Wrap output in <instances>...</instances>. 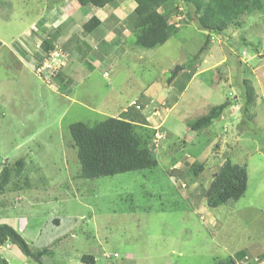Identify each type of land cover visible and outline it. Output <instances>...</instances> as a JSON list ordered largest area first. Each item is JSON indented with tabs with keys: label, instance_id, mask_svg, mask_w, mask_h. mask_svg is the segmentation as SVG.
<instances>
[{
	"label": "rangeland",
	"instance_id": "obj_1",
	"mask_svg": "<svg viewBox=\"0 0 264 264\" xmlns=\"http://www.w3.org/2000/svg\"><path fill=\"white\" fill-rule=\"evenodd\" d=\"M126 5L119 7L117 34L101 28L98 40L97 31L85 30L93 8L77 0H0V39L13 40L18 52L0 48V172L25 161L18 187L0 194V224L32 248H49L45 264H85V255L96 264H213L227 257L264 264V9L218 35L201 30L186 6L171 0L160 12L177 33L141 49L125 20ZM46 20L58 32L43 35ZM33 32L50 45L34 48L44 55L39 62L19 53ZM55 53L57 65L49 60ZM178 65L185 71L169 87ZM248 80L252 105L245 98ZM137 98L141 108L130 107ZM150 100L159 103L153 114L143 109L145 102L156 106ZM227 100L229 109L210 128L187 129ZM128 109L135 121L166 135L155 153L157 168L81 178L70 126L125 117ZM225 157L247 168V191L209 208L204 192ZM194 162L205 170L191 182L187 166ZM0 255L9 264H38L12 244L0 246Z\"/></svg>",
	"mask_w": 264,
	"mask_h": 264
},
{
	"label": "trees",
	"instance_id": "obj_2",
	"mask_svg": "<svg viewBox=\"0 0 264 264\" xmlns=\"http://www.w3.org/2000/svg\"><path fill=\"white\" fill-rule=\"evenodd\" d=\"M132 1L136 3V8L128 15L126 21L130 22L129 28L131 32H134V44L137 48H157L164 45L171 36L177 33L178 28H176V25H172L168 21V17L163 12H160L171 0ZM179 1L186 6L188 17L193 18L192 22L197 23L201 30L218 35L225 34L233 27H240L246 15L257 11L262 12L264 9L262 0ZM77 2L81 7L103 8L105 6L118 7L121 1L77 0ZM42 44H45L46 47L50 46L46 38L42 41ZM204 47L201 49L202 51ZM184 69L185 66L178 65L172 71V76L167 80V86L170 87ZM42 74L43 72L40 76ZM244 86H246V102L252 105L255 100L253 84L248 80L244 81ZM149 103L156 106H152L153 108L151 106L148 107L145 102L143 109L153 114L156 112L155 110L159 103L153 100H150ZM137 104L140 103L137 102ZM162 106L166 107L165 102L160 105V109ZM229 107L230 102L227 100L224 104L212 108L206 115L187 122V129L199 132L210 128L217 120L224 117V112ZM246 107H248L247 104ZM140 108L136 109L139 113H141ZM149 120L150 117L146 118L144 116V121L149 123ZM147 127L146 123L141 124L135 121V116L129 114H125V117H109L93 126L85 123L71 125L70 134L73 147L77 150L81 166V178L91 180L156 169L159 163L155 153L159 148L160 141L164 140L166 135L161 127L159 129L150 127L148 129ZM159 135L161 138H158ZM224 159L225 161L219 165L218 170L213 175V180L204 192V198L209 208H218L230 202H236L247 191V168L233 163L229 157ZM24 164L25 161L19 159L12 166L5 165L1 169L0 194L8 191L11 184L14 187H18V183L15 181L17 180L16 178H19L18 175L22 174ZM204 168L205 165L203 163L194 162L187 166L186 175L191 178V182H194L203 174ZM174 173L176 171L170 172L171 175ZM5 244L17 246L26 257L33 259L38 264H45V256H51L50 254H52L49 248H32L12 226L0 224V246ZM81 260L85 264H96V259L92 255H85ZM0 264L9 263L0 255ZM213 264H240V260L239 258L227 257L217 260Z\"/></svg>",
	"mask_w": 264,
	"mask_h": 264
},
{
	"label": "crops",
	"instance_id": "obj_3",
	"mask_svg": "<svg viewBox=\"0 0 264 264\" xmlns=\"http://www.w3.org/2000/svg\"><path fill=\"white\" fill-rule=\"evenodd\" d=\"M124 3L127 4L124 7V10L126 12L125 13V16H126L125 17V20H126L127 17H128V15L130 13H132L134 11V9L136 8V3L133 2V1H131L129 3H127V1L126 2L121 1L119 3L120 5L118 7H112V6H105L103 8H96V7H93V6L84 7L85 9L86 8H89V7L93 8L92 11H91V13L93 14V16L91 17V21H89V22H91V23H89V24H91V26H89V24H87L86 27H85V30L87 31V34L91 35V33H93L94 31H97L98 32L101 28L106 29V31H108L109 33L117 34V32H118L117 26L119 25L120 21L123 20V18L118 17V13H119L118 11H119V7L121 5H123ZM128 8H130V9H128ZM127 10H128V12H127ZM59 11L61 13H58L57 16H63L65 14L64 13L65 10L60 9ZM54 19H55V17H53V22L55 21ZM48 20L49 21L51 20L50 17H48ZM96 20H98V21H96ZM46 21H45V24L43 25V27H40L39 29H41L43 31V33H42L43 35H46L47 36L51 32V29L55 30V28H50L49 22L48 21L46 22ZM46 24H47V26H46ZM84 31H83V33H84ZM56 32H58V31H56ZM34 33L35 32L30 33V34H28V33L26 34V36L28 37V40L27 41H24V43H23V47L24 48L23 49H20L19 50V53L20 54H25V55H27V54H33L34 55V59L37 62H39L40 61L39 60L40 59V56L44 57V55L42 54V50H40L41 55L40 54H34V48L37 47V48L40 49L41 48V44H39V42H42L46 37L44 38V37H42L43 36L42 35V36H40V40H39V37H37V35H35ZM37 34H39V31L38 30H37ZM97 34L99 35V39L98 40H101V38L104 37V35H100L99 32ZM12 43H13V40H11L10 42H6V41H2L0 39V48L2 46H4L5 48L8 49V52L10 53V55L16 56V55H18V52H17V49H15L14 47H11V44ZM36 44H38V46ZM21 50H22V52H20ZM35 60H34V62H35ZM183 71H185V69ZM183 71L181 72L182 74L184 73ZM181 73H180V75L178 77H176V79L174 81L179 80L178 78L182 75ZM171 87H173V86H171ZM136 101L140 102L141 101V98H139V99L137 98ZM136 101H133L131 104H133ZM140 107H141V104H140ZM126 111H128V112L126 113ZM125 113L126 114H129V115H132L129 109L128 110H125Z\"/></svg>",
	"mask_w": 264,
	"mask_h": 264
},
{
	"label": "built area",
	"instance_id": "obj_4",
	"mask_svg": "<svg viewBox=\"0 0 264 264\" xmlns=\"http://www.w3.org/2000/svg\"><path fill=\"white\" fill-rule=\"evenodd\" d=\"M56 56H57L56 53H55L54 55H51V57H50L49 60L51 61V59H53V62H52V63H53V64L55 63V64L57 65V62H56V61H57L58 59H57ZM45 64H46L48 67L45 68V66H43V67H41V70H40V71H41V72L44 71V74H47V73H48V70H47V69H49V61H48L47 63H45ZM158 138H161V136L159 135Z\"/></svg>",
	"mask_w": 264,
	"mask_h": 264
},
{
	"label": "clouds",
	"instance_id": "obj_5",
	"mask_svg": "<svg viewBox=\"0 0 264 264\" xmlns=\"http://www.w3.org/2000/svg\"><path fill=\"white\" fill-rule=\"evenodd\" d=\"M137 102H138V101L134 102V103H133V104H132L130 107H133L134 105H136V104H137Z\"/></svg>",
	"mask_w": 264,
	"mask_h": 264
}]
</instances>
